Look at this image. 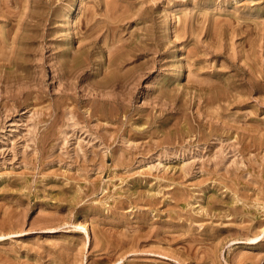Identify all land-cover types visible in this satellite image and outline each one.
Returning <instances> with one entry per match:
<instances>
[{"label": "rangeland", "instance_id": "obj_1", "mask_svg": "<svg viewBox=\"0 0 264 264\" xmlns=\"http://www.w3.org/2000/svg\"><path fill=\"white\" fill-rule=\"evenodd\" d=\"M0 264H264V0H0Z\"/></svg>", "mask_w": 264, "mask_h": 264}, {"label": "bare ground", "instance_id": "obj_2", "mask_svg": "<svg viewBox=\"0 0 264 264\" xmlns=\"http://www.w3.org/2000/svg\"><path fill=\"white\" fill-rule=\"evenodd\" d=\"M72 18H73V17H72ZM74 20H75V19H73L72 21H74ZM72 21H71V23H73ZM88 21H89V20H88ZM169 21H170V20H169ZM167 22H168V21H167ZM169 24H170V23H169ZM71 26H72V24H71ZM171 27H172V26H171ZM169 30H170V29H168V31H169ZM170 31H171V30H170ZM61 65H62V64H61ZM73 66H74V65H71L72 68H73ZM76 66H77V65H76ZM72 68H71V69H72ZM73 70H74V68H73ZM74 72H75V70H74ZM56 74H57V72L55 73V75H56ZM56 78H57V77H56Z\"/></svg>", "mask_w": 264, "mask_h": 264}]
</instances>
